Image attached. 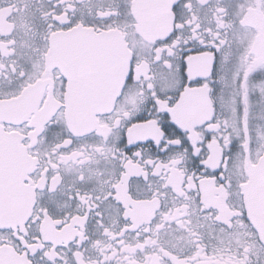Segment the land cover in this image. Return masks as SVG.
<instances>
[{"label":"snow or ice","instance_id":"1","mask_svg":"<svg viewBox=\"0 0 264 264\" xmlns=\"http://www.w3.org/2000/svg\"><path fill=\"white\" fill-rule=\"evenodd\" d=\"M0 264H264V0H0Z\"/></svg>","mask_w":264,"mask_h":264}]
</instances>
